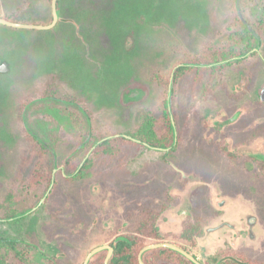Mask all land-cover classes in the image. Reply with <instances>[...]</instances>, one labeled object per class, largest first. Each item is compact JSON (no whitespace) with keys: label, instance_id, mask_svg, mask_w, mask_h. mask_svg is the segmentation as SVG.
I'll return each instance as SVG.
<instances>
[{"label":"rangeland","instance_id":"rangeland-1","mask_svg":"<svg viewBox=\"0 0 264 264\" xmlns=\"http://www.w3.org/2000/svg\"><path fill=\"white\" fill-rule=\"evenodd\" d=\"M58 1L61 24L56 28L11 30L0 25V62L11 65L9 74H0V219L30 209L20 198L26 191L12 190L16 175L25 173L24 157L35 144L30 134L46 136L58 153V185L48 190L46 200L21 222L0 223V237L24 242L16 251L1 246L0 264H51L47 259L54 255L53 249H59L58 258L63 250H76L79 259L109 235L129 200L140 198L161 208V235L178 217L188 219L195 214L199 218L202 240L193 248L175 242L186 246L202 264L211 263L217 254H245L264 263V169L259 173L244 155L230 161L215 152L221 142L230 141L245 152L243 145L252 147L256 138L264 141V25L259 18L264 12L258 0H241L239 9L236 0ZM85 7L87 17L75 12ZM75 14L88 24L85 38L93 44L100 34L104 43L103 81L96 65L95 73L87 67L86 77L73 80L67 94L87 109L96 139L137 133L146 117L169 98L176 67L192 62L203 66L186 72L170 97L180 117L176 123L171 115L177 135L175 153L143 146L125 163L103 165L89 179L73 182L66 180L70 174L61 176L62 171L66 173L63 161L68 153H76L78 161L86 160L90 151L77 152L80 140L75 136L81 128L75 129L73 117L67 116L66 121L61 116L68 113L51 114L58 121L55 131L29 110L30 101L46 94H35L36 82L32 74L20 73L19 62L23 55L32 58L37 40L53 38L59 43L70 39L69 35L80 37L73 22L68 30L62 27L77 19ZM51 16L48 0H0V18L9 21L48 25ZM238 19L251 21L257 29L259 41L253 45L258 51L239 63L211 69L208 64L221 58L218 51L227 50L226 37ZM59 87L58 92L64 90V84ZM137 92L142 97L138 102L124 104L123 97ZM27 102L30 105L24 106ZM233 118L232 123L224 122ZM155 122L156 130L163 133L164 125ZM246 136L248 141H244ZM29 154L38 157L36 152ZM232 206L243 208V218L246 208L256 217L253 239L247 230L238 236L230 231L235 224L232 218L240 212Z\"/></svg>","mask_w":264,"mask_h":264},{"label":"trees","instance_id":"trees-1","mask_svg":"<svg viewBox=\"0 0 264 264\" xmlns=\"http://www.w3.org/2000/svg\"><path fill=\"white\" fill-rule=\"evenodd\" d=\"M48 2L51 3V0H48ZM236 3L238 9L243 7L241 0H236ZM243 3L244 5L246 4L245 1ZM257 3L262 7L261 9L264 12V0H258ZM259 18L262 21L261 25H264V13ZM235 23L234 25L237 26H232L229 36L226 37L227 50L223 48L224 51L223 49L218 51L219 54L217 56H221V58L215 59L213 60L214 62L208 64V67H211V69L224 68L233 62L239 63L243 58L248 57V55L256 53V47L253 44L259 41L257 29L247 19H238ZM7 28L14 30L11 27ZM200 67H203L200 63L192 62L185 63L175 69L169 96L172 97L176 82L186 72ZM123 100L125 101L124 104L131 105L138 102L139 98H132L130 95H126V97H123ZM171 115H173L175 122L178 123L180 120L179 114L175 113L174 108L172 109L171 101L167 99L157 107L152 116L146 117L145 122L137 133L129 135L153 147L170 148L173 151L175 149L176 130L173 128ZM156 120L159 121L158 125H164L163 133L156 130ZM109 136L105 134L101 138H98V142L87 145V154L89 151L90 154L86 160H84V157V159L78 161L75 158L63 161L66 173L62 171L61 176L65 177V174H70L69 179H65L73 182L89 179L103 165L110 166L121 164L122 162L125 163L131 153H137L142 148L141 145L124 137H112L111 139L101 141ZM83 146L84 143L79 142V150L77 152L81 151ZM30 152L39 153L40 156L34 157L29 154ZM30 152L24 157L23 161V167L26 168L23 174L24 184L33 186L34 179L38 177V188L40 199H42L50 189L52 183L55 187L58 185L57 175L53 174V171L58 168V161L56 163L54 160L47 159L44 153L48 152V150L43 146L36 147L33 145ZM19 187L16 188V192H21V187ZM24 212L14 211L7 215L6 218H13L15 223ZM161 212V208L148 203L143 198L129 200L115 227L112 230L110 229L109 235L99 244V246L110 245L114 250L108 264H140V251L144 247L156 243H174L176 246L190 253V250L186 246L177 244L175 241H182L192 248L195 247L197 239L204 236V231L199 224V218L195 217V214H192L190 218L182 223H170V228L166 229L161 235L158 225ZM172 226L175 228L174 230L171 229ZM1 242L0 240V248L2 246ZM89 252H85L77 259L79 253L76 250H63V257L61 256L56 263L51 264H83ZM107 254L108 251L104 250L94 255L88 264H104ZM142 260L144 264H194L181 253L168 248L149 250L142 255ZM211 264H252V260L246 255L229 256L227 254H217L211 259Z\"/></svg>","mask_w":264,"mask_h":264},{"label":"flooded vegetation","instance_id":"flooded-vegetation-1","mask_svg":"<svg viewBox=\"0 0 264 264\" xmlns=\"http://www.w3.org/2000/svg\"><path fill=\"white\" fill-rule=\"evenodd\" d=\"M59 3L60 2L58 1L57 9H58L59 18H58V22L54 26V28H56V26L61 24V13L59 11L60 10ZM80 11H82L81 14H83L84 17L88 16L89 9L87 7H85L84 9L77 8L75 10V12H77V13ZM76 14H75V16L77 17V19L72 18L73 21H69V23H65L66 25L64 24V25H62V27L66 28V30H68L67 27L71 26L72 25L71 22H73V24L76 26V29L78 30V32L79 31L81 32L80 37H78L76 39V38H71V36L69 35L68 37L70 39H66L65 40L66 42L59 41V43L53 42V38L48 39L49 40L48 42H42L40 40H37L35 42L34 55L32 56V58L27 56V55H23L20 59V62H19V70L23 76L32 74V77L36 82V89H37V92L35 93L36 95H41V94L45 95L46 94L44 97H38L37 99L30 101L31 106L30 107L28 106L30 108L29 110L32 109L33 112L38 117H40V119H39L40 122L44 121V123L50 124V126H52L54 128V130H55L54 126L58 125V123L56 124V122H58V121L56 119V116L52 117L51 114L61 115V113H63V112L68 113V115L63 114L61 116L64 118V120H66L67 116L70 119L72 117L75 119V122H74L75 129L79 130V128L77 129V127H79V126L81 128L80 131L77 132L78 134L75 136V138L77 137V140H80V142L84 143L83 148H87V145L89 143L98 142L97 141L98 139H96V135L94 134L95 131L93 129V124H92L93 122H92L91 118L89 117L87 109H85L81 105H77V103L74 102L71 98H69L67 96V94L68 93L70 94L72 91L73 80L76 81L78 77H81V80H82L86 77L84 75H85V71H86L85 69L87 67H88V69L90 68V71H93L95 73L94 67L96 65V69L99 70L98 75H101L102 81H103V74L102 73H103V63H104V43H103V39H102L100 34H99V38L96 39V41L93 44H91V42L87 38H85L83 31L84 32L88 31V27H87L88 24H87V22L84 21V19L80 20ZM81 14H79V16ZM52 20H53V14L51 16L50 22L47 24L48 25L51 24ZM79 20L81 21V23L78 22ZM63 31H65V30H63ZM69 31H71V30H69ZM257 51H258V49L256 48V52ZM4 61L5 60L1 61L0 63H2ZM6 62H8V61H6ZM8 64L10 66V72H11V65L9 62H8ZM183 64H185V63L179 64L176 67V69L178 67L182 66ZM80 65H81V67H78ZM57 68H60V70L58 71V73H55V70H57ZM31 69H32V71H30ZM9 73H7V74H9ZM1 75H5V74H1ZM173 77H174V73H173ZM44 81H46L45 83H47V85H45V83H43ZM50 81L53 82V84H50ZM67 81H69V82H67ZM48 82H49V84H48ZM62 83L64 84V90H62L61 92L60 91L58 92L57 90L61 87V86L59 87V85H63ZM102 85H103V82H102ZM171 88H170V90H171ZM80 89L83 90L82 88H80ZM58 93L60 95L62 93L63 95H61L60 97H57V95H59ZM130 93H132V91ZM168 100H170V96H169ZM30 102H27V104H24V106L30 105ZM65 103H67L69 105H63ZM24 106H23V108H24ZM58 108L60 109L61 112H58V110H57ZM25 112H26V110H24V113ZM24 113H22V114L24 115ZM46 113H48V114L46 115ZM44 114H45V116H44ZM46 117H49L50 119L48 118V120L46 121L45 120ZM234 118L229 119V120L224 121V122H227V124L232 123L235 121ZM221 124H219V126ZM172 125H173V123H172ZM1 127H2V124L0 125V128ZM173 128H174V125H173ZM174 130H176V127L174 128ZM30 135L33 139V142H35L34 145L36 147L43 146L45 149L48 150V152L44 153V156L47 159L54 160V161L58 159V156H57L58 153H57V151H55V143L54 142H52L51 140H47L46 136L36 135V132H34V134H30ZM117 135H128V134H117ZM120 137H123V136H120ZM115 138H119V137H115ZM248 138L249 137L246 136L244 141L245 140L248 141ZM253 139H255V138H253ZM101 141H103V139ZM176 141H177V135H176V131H175V145L177 144ZM133 142H135V141H133ZM27 143L29 144V142H27ZM135 143H137V142H135ZM137 144H139L143 147L144 144H147V143L141 142V143H137ZM151 147H153V146H151ZM154 148H157V147H154ZM243 148H245V150H248V151H245V152L241 151L240 152V148L238 150L236 145H232L230 141H226L225 143L221 142V144L219 145L218 151H215V152H216V154L219 153V154L223 155L226 159H228L230 161H233V159H237V157L239 158L242 155H244L249 159V161L251 162L252 165L257 166V170H259V173H260L261 168L264 169V141H259V138H256L253 141L252 147L243 145ZM160 149H162L160 151H165L169 154H172V153L176 152L177 147L175 146V149L173 151H171L170 148H160ZM37 154H38V156H40L39 153H37ZM131 155H134V154L131 153ZM76 157H77L76 153H68V155L65 156V159H73ZM87 157H88V155H87ZM1 158H3V156ZM1 158H0V160H1ZM0 169H2V168L0 167ZM250 169L251 168H246L247 171H249ZM57 170L58 169H55L53 171V174H55L57 172ZM23 173H24L23 171L19 172V174L16 175L15 180H16L17 185H19L21 187V192L26 191L27 194H23L20 198L22 199L23 203H26L27 206L30 207V209L28 211H25L22 215H20L18 217L19 220L15 223H19V222L23 221L30 213H34V211L39 206H41V203H43L47 198V196L45 195L42 199H40V193H39V188H38V177H36L34 179L33 186L26 185V184H24L25 180L22 179ZM17 185L13 186V188H12L13 191L16 190ZM232 208L233 209L239 208V211H240L237 216L232 218V219H234L233 221H235V224L232 225L231 228H229L230 231L232 232V234L235 236H238V235H241V231L245 232V230H247L249 238L251 237L250 239H253L254 238V232L253 231H254L255 227L257 226V223H258L256 217L250 215L249 212H251V210L248 208H246L248 213L246 212L245 218H243V216H242V213H244V210L241 206L240 207L239 206H236V207L232 206ZM232 208L229 209L227 212L226 218H228V219H231L230 214L232 212ZM244 219H245V222H244ZM185 220H187V218L180 220V218L178 217L173 222L182 223ZM0 223L13 224L14 219L5 217L4 219H0ZM244 223H245V225H244ZM202 238H198L197 241L202 240ZM0 240L2 241L1 244L3 247H9L12 249V251L13 250L16 251L19 248V246L24 245V242L21 239H16V240L12 239V238L10 239L7 236L6 237H0ZM101 246H103V245H101ZM52 252L54 255L50 256V258H48L47 260L50 261L51 263H56L57 260L59 259L57 256L59 249H53ZM232 255L236 256V255H245V254H229V256H232ZM18 256H21V254L18 253ZM251 260H252V264H256V263L257 264H263V262H260L258 260H255V259H251ZM209 264H211V263H209Z\"/></svg>","mask_w":264,"mask_h":264},{"label":"water","instance_id":"water-1","mask_svg":"<svg viewBox=\"0 0 264 264\" xmlns=\"http://www.w3.org/2000/svg\"><path fill=\"white\" fill-rule=\"evenodd\" d=\"M57 3H58V0H51L53 20H52V23L49 25H26V24H20V23L12 22V21H9V20L3 19V18H0V25H4V26L11 27L14 29L50 30V29L54 28V26L58 22L59 16H58ZM9 72H10V66H9L8 62L4 61V62L0 63V74H7ZM131 97L132 98H141L140 92H137L136 94H132ZM172 123H173L174 128H175V123H174L173 118H172ZM120 136H123L124 138H126L128 140H132V141H135L137 143H141V141H139V140H137V139H135L129 135H116L115 137H120ZM110 138L111 137L105 138V139H103V141L108 140ZM144 146H147V147L155 149V150H162L160 148L151 147L148 144H144ZM52 186H53V183H52L51 187ZM51 187H50V189H51ZM50 189H49V191H50ZM158 248H168V249L174 250V251L179 252L182 255H184L187 259H189L194 264H202L196 257H194L192 254H190L186 250L174 245L173 243H168V242L151 244V245L144 247L139 253V263L144 264V262L142 260V255L145 252H147L149 250H153V249H158ZM104 250L108 251V254H107V257L105 259L104 264H108L112 254H113V251H114L113 248L110 247L109 245H103V246H99V247H96L95 249H93L86 256L83 264H88L94 255H96V254H98Z\"/></svg>","mask_w":264,"mask_h":264}]
</instances>
